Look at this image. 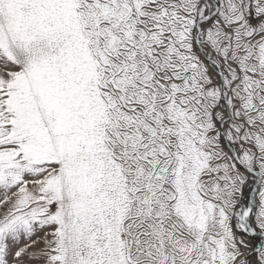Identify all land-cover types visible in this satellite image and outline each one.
I'll use <instances>...</instances> for the list:
<instances>
[{
	"label": "snow or ice",
	"instance_id": "obj_1",
	"mask_svg": "<svg viewBox=\"0 0 264 264\" xmlns=\"http://www.w3.org/2000/svg\"><path fill=\"white\" fill-rule=\"evenodd\" d=\"M0 264H264V0H0Z\"/></svg>",
	"mask_w": 264,
	"mask_h": 264
}]
</instances>
